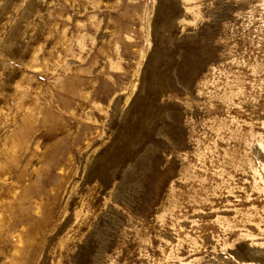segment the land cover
<instances>
[{"label": "rangeland", "instance_id": "rangeland-1", "mask_svg": "<svg viewBox=\"0 0 264 264\" xmlns=\"http://www.w3.org/2000/svg\"><path fill=\"white\" fill-rule=\"evenodd\" d=\"M0 264H264V0H0Z\"/></svg>", "mask_w": 264, "mask_h": 264}]
</instances>
